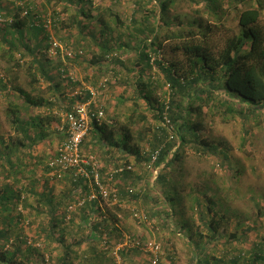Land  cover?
<instances>
[{"label":"trees","instance_id":"trees-1","mask_svg":"<svg viewBox=\"0 0 264 264\" xmlns=\"http://www.w3.org/2000/svg\"><path fill=\"white\" fill-rule=\"evenodd\" d=\"M22 1L26 3L25 9L15 3L14 5L11 0H0V19L2 16H10L5 23L0 21V42L5 43V47L0 44V60H4L7 64V69L0 72V89H7L10 86L9 90L13 92L12 99L8 100L7 117L14 130L0 129V264H46L49 258L45 250L51 249V245L58 250L56 246L62 242L63 251L59 257H56L54 264L57 262L78 264L79 261L82 262L81 264H104V259L108 260V258L109 264H116L115 255L110 251L113 248L110 247L109 242L103 244L105 248L103 245L93 248L92 256L75 253L76 250L71 249V246L79 247L87 239L102 243L100 239L104 232L107 236L109 233L112 236L118 234V222L121 221L119 214L130 215L131 209L125 205L131 199L139 198V193L129 191L130 183L126 182L132 178V170L116 173L111 179L115 180L112 190L119 200L113 202L111 195L112 206L104 205L106 212L99 205V199L87 198L90 188L84 180H75L68 175L63 179L44 177L46 173L50 175L48 163L56 153V149L52 150V146L50 147L53 142L52 137L56 135L60 139L64 138L53 130L52 125L58 117L56 108L64 105L67 111L70 108H68V94L63 92L61 87L68 86L71 81L62 76V66L57 69L51 66V60H57L59 56H48L51 43L50 40L48 43L45 40L46 37L49 38L47 19H44L38 11L42 9L47 11V3L53 9H56L54 6L62 4L63 10L68 11V5L81 4L86 7L92 2L91 0H47L46 6L44 3L41 5L45 8H40V5L34 6L29 0ZM176 2L177 0H134V16L131 20L134 27L132 31L125 33L131 36L127 42L123 40V33L116 34L120 25L123 29L127 24L122 21L113 4L104 6L98 4L96 11L90 6L92 12L87 9L90 13L82 9V19L76 12L72 13V21L77 25V34L83 46L80 45L81 49L85 47L87 50L83 53L90 54L86 56L89 64L97 66L105 62L110 63L112 68L109 70L122 82L121 77L126 73L127 80L123 84L126 87L130 84L134 94L136 93L133 99L136 107L141 101L146 103L145 108L152 112L159 124L166 113L174 124L177 136L176 139L170 140L166 128L160 126L158 134H154V141L149 150H144L137 139L139 130L143 131L144 128L142 126L134 128V126L139 121H147L148 117L134 108L124 121L115 119L113 122H108L104 119L99 122L94 119L91 123L95 128L94 137L103 143L102 146L114 148L121 153L125 159L124 165L131 164L132 159L150 163V152L161 149L158 163L166 161V158L167 161L165 170L163 168L157 177L162 184V191L157 197L169 204L166 205V213L169 216L180 213V228L187 233L192 229L196 211H201L199 215L210 216V219L203 218L204 228L195 231L198 238L192 241L197 253L203 256L202 259L199 258L200 263L264 264V233L259 234L254 224H246L240 220L241 213L238 214L230 209L226 204L228 203L226 198L224 199L222 195L223 192L218 196L217 193H210L209 190L206 195L203 190L195 187L187 191L192 186L178 181L176 183H180V187L172 190L171 180L174 182L175 177L180 179L183 176L188 177L191 172L184 174L172 170L171 173L169 168L181 159V148L187 143L196 145L199 152L218 153L222 165L231 161L230 149L204 137L205 119H208L210 124L215 122L217 117L222 120L241 121L242 150L245 149L252 132L250 119H259L258 123L264 121L262 0H207L200 7L204 9L197 11L200 13L206 10L210 17L217 20L196 17L185 28L180 21L174 28L175 22L169 17ZM231 8L237 11L236 29L224 21L225 11ZM94 11L96 14L92 15ZM93 19L97 23L95 28L91 26ZM52 20L56 26H68L67 20L65 21L59 12L55 13ZM45 48H48L47 51L44 50ZM129 49L135 51L134 58L131 56V59L122 60L116 56L109 59L117 51L125 53ZM103 69L100 66L101 74ZM24 73L30 79L25 86L20 81ZM129 73H132L130 78ZM57 77L61 78L62 83L60 79L59 81L55 79ZM164 86L165 95L158 96L157 89ZM88 97L89 93L85 91L82 96L71 98V101L77 103ZM33 108L35 110H30ZM178 142L179 145L174 150ZM112 150H109V153L115 156L114 154L117 153H113ZM230 168L233 169L231 165ZM101 172L102 180L109 188L108 175L103 173L104 169H101ZM235 172L239 173L238 168ZM52 180L67 181L68 188L58 193L56 187L50 184ZM207 185L206 182L205 186ZM177 193L182 202L177 201ZM202 196L207 198L208 212L204 211ZM82 198H86L84 204L77 206L74 211L81 210V217L85 222L90 223L92 226L90 228L100 234L92 238H88L90 235L85 238L80 237L67 244L65 240L71 230L70 225L75 224L73 217L68 218L70 214L68 207ZM186 215H189L192 221H189ZM249 216L247 215L245 219ZM27 219H29L28 224L40 222L38 226L40 233H43L42 236L38 234L40 237L38 239L41 241L24 236L23 229ZM219 219L235 223L230 234L224 233V229L219 228ZM82 225L86 226V223ZM189 235L191 238V233ZM206 235H209L207 239L209 242L226 235L230 238L229 242L235 240L238 244L242 242V245L236 247L227 245L223 255L210 256L205 251ZM257 235L260 239H257ZM249 238L252 242H247L248 246H244V241ZM127 249L130 248H125L123 255L127 253ZM71 253L77 254L78 257H72Z\"/></svg>","mask_w":264,"mask_h":264},{"label":"rangeland","instance_id":"rangeland-1","mask_svg":"<svg viewBox=\"0 0 264 264\" xmlns=\"http://www.w3.org/2000/svg\"><path fill=\"white\" fill-rule=\"evenodd\" d=\"M31 1L34 6L40 5V8L43 6L42 3H47V0H29ZM177 0L176 4L174 5L173 9L171 10V13H169V17L173 19V22H175L174 28L178 25L177 23L180 21L183 24V27H188L189 22H192V20L196 17H203L207 20L215 21L217 18H212L209 16V13L206 12V10H202V12H198V9H204L200 8L203 4L206 3L207 0ZM11 2L16 4L17 6H22L24 9L26 8L25 1L22 0H11ZM91 5L84 7V5H68V11L67 9L64 11L62 8V4L58 6H54L56 9H53L49 3H47V11H44L43 9L38 11L39 14L44 17V19H52V17L55 15V13H60L62 17H64V20H67L68 26H56L55 24H50L47 27L49 38L46 37V43L51 39V37L56 38L58 41H61L62 43H68L70 47H72L75 50H80L82 46V42L80 40L77 30V25L72 21V13L77 14V16L81 18L82 9H84L87 13L92 12L93 10L96 11L97 6L101 4L108 5L113 4L119 14L122 17V21L127 24L126 27L122 29L121 25L119 27V31L116 32V34L123 33V40L126 42L129 41L130 35H125L127 32L132 31L133 25L131 24L132 17L134 16V0H91ZM6 3V2H5ZM77 3V2H75ZM14 4V5H15ZM99 4V5H98ZM46 6V5H45ZM45 6L43 8H45ZM92 6V8H89ZM262 14L264 17V0H262ZM87 9H90V12L87 11ZM57 10V11H55ZM92 13V15H95L96 12ZM237 11L234 8L228 9L224 13V21L230 25L232 28L236 29V16ZM86 16V13H84ZM84 16V17H85ZM10 19V16H2L0 21L5 23V20L7 21ZM264 19V18H263ZM91 26L93 25V28L97 27V23L95 19L91 20ZM173 28V29H174ZM74 37H73V36ZM68 41V42H67ZM2 47H5L4 42H0ZM46 47V44H44ZM81 45V46H80ZM83 47V46H82ZM80 48V49H79ZM48 48H45L44 50L47 51ZM84 49V50H83ZM83 51L87 50L85 47L82 48ZM135 51L133 49H129L128 51H125V53H122L120 51H117L116 53L118 55L110 56L109 59H112L116 56H119L120 59H131L135 56ZM44 52H42L43 54ZM19 56V54H17ZM81 56H76V58H64L61 53H59L57 56L59 58L57 60L52 59L51 66L53 69H57L58 67H66L67 69L74 72L77 81H71L68 83V86H63L62 90L66 93L73 92L76 89L83 88L85 84H88L86 81V77H90L92 75L91 71H97L94 70L95 66H92L89 64V60L87 59V55L82 53ZM48 56H56L48 54ZM132 56V57H131ZM42 57H44L42 55ZM131 57V58H130ZM59 60V61H58ZM131 61V60H130ZM7 69V64L4 60H0V72H4V70ZM104 77H101L99 79H96L95 81L92 80L91 84H94L93 86L96 87L97 97L100 101V103H104L105 106L111 107L113 101H118L119 98L116 99V95H121L122 98V105L118 108V114L121 116H129L133 109L139 113H144L147 115L148 119L147 121H139L134 128L143 127L144 130H139L138 133V141L144 147V150H146L148 147H150L152 144V141H154V134H158L157 131H160V126H163L162 122H159L156 120V118L152 115V112L146 109V103L143 101L140 102V104L136 107V105L133 103V99H135L136 93L134 94L133 88L129 84V86L126 89L123 90V87H125L123 82H126L127 80V74H123V82L120 80H117V77L111 70H108L107 72L103 73ZM89 75V76H88ZM132 73H129V78ZM29 77L24 73L21 76V82L25 86L26 83L29 81ZM130 81V79H129ZM64 82V81H63ZM73 82V83H72ZM131 82V81H130ZM107 83V84H106ZM109 83V84H108ZM46 85V83H44ZM91 87V86H90ZM122 87V89H121ZM166 87H162L160 89H157L156 94L158 96L165 95L164 90ZM0 129L2 131L8 129V122L4 120V115L6 112H8V100L12 99V91L7 89H0ZM16 94V93H15ZM17 95V94H16ZM167 96V95H166ZM18 97V95H17ZM128 97V98H127ZM127 99V100H124ZM18 101V98H16ZM104 100V101H103ZM35 110V108L30 109ZM30 110H23L24 112H29ZM108 111V108H107ZM142 111V112H141ZM35 112V111H34ZM129 113V114H128ZM110 114H113L110 113ZM136 114V113H135ZM109 116L108 112L106 113V116ZM259 119H250L249 123L251 125V135L248 137V141L245 145V149L242 150L241 145V139H242V122L233 119L228 120H222L220 117H217L215 119V122L213 121L212 124H210V121L208 119H205L203 121V124L205 126V131L203 133L204 137H208L210 140L217 142L220 144V146L230 149L232 159L229 162H225V165L221 164L220 156L218 153L215 152H199L196 149V145L194 144H185L181 148L182 157L177 161V163H174L170 168V172L172 170H177L180 172H183L184 174H189L191 172V175L188 177H175L174 182L171 180L170 187L172 190H176L180 187V183L183 182L192 187H189L187 191H191V188L201 189L206 192L209 190L210 193H217L218 196L222 195L224 196V199L226 198L227 205L230 206V209L232 211H235L236 213L240 214V220L244 221L246 224H254L258 228L259 234L264 233V121L259 122ZM176 131V130H175ZM169 138V137H168ZM53 142L52 150H55L60 142L59 136H53L52 137ZM176 139V138H173ZM172 138L170 140H173ZM49 141V140H48ZM177 142V140H175ZM175 145L174 150L178 147ZM173 150V151H174ZM89 147L86 144L84 146V153L86 156L93 155L101 160V156L99 155L100 152L96 151L95 148H91V152H89ZM116 156L108 155V162L105 167L101 166V169H104L103 173H107L108 175V184L109 190L111 195H113V202L118 201V196L115 197L114 191L112 190L114 187V181L111 180L110 173L113 172L119 165H124L125 159L124 156L119 154H114ZM115 159H119V162H114ZM132 178L128 179L126 181L127 183H130V187L133 189V193H139L138 199H131L125 206L128 209H131V214L127 216H120L121 221L118 222V230L117 233L120 236H123L125 234H134V236H140L142 238H152L156 241H158L162 246V252H161V259L162 264H202L200 263L199 258H203V256L199 255L196 251V249L193 247V240L198 238V235L195 231L197 229H201L203 226V218L206 217L207 219H210V216H202L199 215V212L196 211V217L194 218L193 226L191 225V238L189 233L182 230L180 228V221L179 216L180 213L169 216L166 213L167 206L169 205L164 201V199H160L157 197L161 191H162V184L159 183L157 180V177L160 173V171L165 167L166 161L161 163H156L151 166H149V162H138L134 159H132ZM100 163V161H99ZM227 164V166H226ZM231 167L234 169H231ZM238 168V174L235 172V169ZM167 169V166H166ZM231 169V170H230ZM165 170V168H164ZM102 174V172H101ZM172 175V174H171ZM50 177L49 174H45L44 177ZM45 180V179H44ZM51 180V179H50ZM110 181V182H109ZM206 182L208 183L207 186H205ZM105 183V182H104ZM182 183V184H183ZM54 187H56V191L58 193L63 192V190H66L68 188V182L67 181H53L50 182ZM106 184V183H105ZM210 185V186H209ZM238 185V186H237ZM67 187V188H66ZM209 187H212L211 189H208ZM41 188V187H40ZM128 188V189H129ZM207 195V194H206ZM209 195V194H208ZM204 203V211L207 210L208 204L206 203V197L202 196ZM229 198H232L234 200H230ZM177 201L182 202L180 195L177 193ZM104 205L106 207L112 206L111 201L104 202ZM169 210L170 207H169ZM165 211V212H164ZM260 212V214H259ZM26 213V212H25ZM136 213L140 214H146L147 218L144 219L141 216L135 215ZM71 217L75 219V224L70 225V232L69 235H67L65 242L68 244L72 241H75L77 238H85L89 235L88 229L92 227L89 222H85V219L81 217V210L79 211H73L70 213ZM247 215H250L248 218L245 219ZM233 216H235L233 214ZM140 217V218H138ZM189 219V221H192V219L189 217V215L185 216ZM32 218V217H31ZM185 218V219H186ZM235 218V217H234ZM46 219V218H45ZM220 220V219H219ZM29 219L26 220L24 226V236L29 237L30 239H33L36 241H41L38 239V234L40 233V222L35 223H29ZM234 221H236L234 219ZM46 222V221H45ZM82 223H86V226L82 225ZM179 224V226L177 225ZM234 222H228L220 220L218 222L219 228L224 229V233L230 234L231 230L233 229ZM204 228V227H202ZM195 229V230H194ZM97 231H94L93 234L95 235ZM118 234H114L113 236L111 233H109L108 242L111 245L113 241L118 239ZM96 235H99L98 233ZM253 235V234H252ZM119 236V237H120ZM209 235L205 236V244L207 245V251L206 254H209L210 256L213 255H223V251L226 249L225 247L228 245L230 246H240L242 245V242H239V244L235 240H231L229 242V237L224 236L221 239H212L210 242L207 240ZM40 238V237H39ZM254 238V237H253ZM38 239V240H37ZM103 235L101 236V242L104 241ZM257 239H260V236L257 235ZM199 240V239H198ZM45 242V241H43ZM64 242V243H65ZM209 242V243H208ZM247 242H252L251 238L244 241V246H248ZM58 243V242H55ZM63 243V242H62ZM58 243V248L55 249L53 245H51V249L45 250L46 256L49 258L47 261V264H54L56 257H59L61 254V251H63V244ZM42 244V243H41ZM66 244V245H67ZM43 246V245H42ZM122 250V249H121ZM111 252L115 255V261L116 264H150V252H145L142 249H139L137 247L130 248V250H126L130 253V257L133 262H128L123 260V256H119L120 251L118 252L115 250V247L113 249H110ZM229 254V253H228ZM120 257V258H119ZM52 258V260H51ZM57 264H59L57 262Z\"/></svg>","mask_w":264,"mask_h":264},{"label":"built area","instance_id":"built-area-1","mask_svg":"<svg viewBox=\"0 0 264 264\" xmlns=\"http://www.w3.org/2000/svg\"><path fill=\"white\" fill-rule=\"evenodd\" d=\"M27 10H25V13ZM53 20L47 19L46 26L52 24ZM49 54L61 55L66 58H74L77 55L83 53V50H75L67 43H62L56 38L51 37L50 39ZM154 59V58H153ZM61 74L64 78H68L70 81H77V78L73 71L66 67H61ZM10 88V86H8ZM87 91L89 93L88 99L75 103L68 111L64 113L63 126L64 139L59 143L56 148L55 156L50 159L48 165L50 167V176L56 179H63L64 177L71 176L73 179H82L90 188L88 199H99L100 203L110 201L111 192L108 186L102 180L101 165L97 158L93 155L86 156L83 149V142L89 133L91 123L94 119L101 122L106 118V110L103 104L99 103L97 98V92L93 87H85L76 89L73 92H69L68 96H82ZM0 94H2L0 92ZM163 127L166 128L168 137L171 139L176 138L175 127L170 118L165 113L164 119L162 120ZM149 150V147L146 149ZM160 150L156 149L150 152L151 161L149 166L158 163L160 157ZM125 170H133L132 164L119 165L113 172L110 173L111 179L116 173H121ZM133 192V189H129ZM115 197L117 196L114 194ZM86 198H82L76 203L69 205L68 211L71 213L76 210L77 206L84 204ZM135 215L143 216L146 219L147 215L136 213ZM71 215L69 214L68 218ZM105 238L103 243L108 242L107 233H103ZM137 247L145 252H150V264H162L161 244L152 238H142L140 236H134L132 234H125L122 241L116 244L115 248L118 250L125 248ZM47 264V263H46ZM120 264V263H118Z\"/></svg>","mask_w":264,"mask_h":264},{"label":"crops","instance_id":"crops-1","mask_svg":"<svg viewBox=\"0 0 264 264\" xmlns=\"http://www.w3.org/2000/svg\"><path fill=\"white\" fill-rule=\"evenodd\" d=\"M87 22V21H86ZM83 37V36H82ZM114 56V55H113ZM100 66L101 67H103L104 69H103V73L104 72H107L108 70H109V68H112L111 67V65H110V63L108 64L107 62H105V64H103V65H97V66H95V69L94 70H97V71H91V73H92V75H90V77H87L86 78V81L88 82V84H85L84 86H83V88H85V87H93V88H95L96 89V87H94L93 85H95L94 83L93 84H91V82H92V80L93 81H95L96 79H99V77H100V75H101V77H104V76H102V75H104L103 73L101 74V72H100ZM58 71V70H57ZM112 72V71H111ZM89 76V75H88ZM127 77V76H126ZM56 80H58L59 81V79L61 80V78L60 77H57V78H55ZM65 82V81H64ZM61 83H62V80H61ZM65 84V83H64ZM62 88L63 87H61V90H62ZM124 88H127L126 86L125 87H123V90H125L126 91V89H124ZM121 89H122V87H121ZM66 93V92H65ZM66 94H68V93H66ZM49 96V95H48ZM117 97H116V99L117 98H119L118 99V101H113V104H112V108L111 107H108V106H105V104L104 103H101V104H103V106H104V108H105V110H106V113L108 112V114H109V116L107 115L106 116V118L105 119H107L108 120V122H113L115 119L116 120H126L127 119V116L126 117H124V116H121L120 114H118V108L120 107V105H122L121 103H122V98L119 96V94H117L116 95ZM74 97V96H73ZM73 97H70L69 98V96H68V108L70 107H72L76 102H73V101H71V98H73ZM98 98V97H97ZM54 99V98H53ZM99 100V99H98ZM104 101V100H103ZM99 103H100V101H99ZM9 108V107H8ZM69 108V109H70ZM107 108H108V111H107ZM68 109V110H69ZM57 113H58V117H56V120L54 121V123H53V125H52V128H53V130L54 131H56V133H58V135H61L62 137H64L65 135H64V131H63V126L65 125V122H64V113L67 111L66 109H65V105L63 106V107H61V108H56V110H55ZM113 112V114H110V113H112ZM129 114V113H128ZM4 120L6 121V122H8V129H6V130H4V131H14L13 129H12V126L10 125V123H9V121H8V117H7V112L5 113V115H4ZM91 128H90V130H89V133H88V135L86 136V139H85V145L87 144L88 145V147H89V152H91V148H95V150L96 151H98V152H100V156H101V160L99 159V161H100V165L101 166H103V167H105L106 166V164H107V162H108V155H110V153H109V150H112V152L113 153H119L118 151H116V149H114V148H112V149H109L107 146H102L103 145V143L102 142H99L98 141V139L97 138H95L94 137V132L93 131H95V128L93 127V126H90ZM64 138H61V140H60V142L63 140ZM59 142V143H60ZM59 145V144H58ZM84 145V146H85ZM112 156V155H111ZM116 156V155H115ZM117 160L118 159H115L114 160V162H117ZM119 200V199H118ZM99 205H101V207H102V209H103V211H105L106 209H105V207H104V203L103 204H99ZM106 212V211H105ZM95 215V214H94ZM88 231H89V237L88 238H92V237H96L97 235V233L98 234H100L97 230H94V229H92V228H90V229H88ZM94 231H97V233L94 235L93 234V232ZM119 231V230H118ZM98 238V237H97ZM122 239H123V236H118V239H117V241H113V243L110 245V247H112V248H114L115 246H116V244H118V243H120L121 241H122ZM104 243H103V241H102V243H99V241L98 240H90V239H87V240H85V241H83L82 242V244L78 247V246H74V247H72L71 246V249L73 248L74 250H76V252L75 253H81V254H85V256H92V254H93V248H96V247H98V246H102ZM104 246V245H103ZM103 248H105V246L103 247ZM115 250H117L118 252L120 251V254H119V256H123V260L126 262V261H128V262H133L132 261V259H131V257H130V253L129 252H127L125 255H123V251H124V249H122V250H118L117 248H115ZM130 250V249H129ZM127 251H128V249H127ZM75 253H71V256L72 257H74V258H76L75 256H77L78 257V255L77 254H75ZM108 255V254H107ZM120 258V257H119ZM78 264H81L80 263V261L79 262H77ZM104 264H109V258H108V260L107 259H104V262H103Z\"/></svg>","mask_w":264,"mask_h":264}]
</instances>
